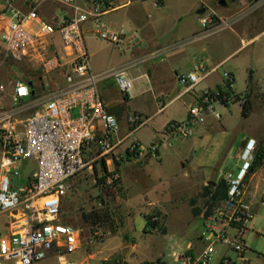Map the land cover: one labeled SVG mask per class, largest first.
<instances>
[{"label":"crops","instance_id":"crops-1","mask_svg":"<svg viewBox=\"0 0 264 264\" xmlns=\"http://www.w3.org/2000/svg\"><path fill=\"white\" fill-rule=\"evenodd\" d=\"M25 1H17L21 10H25ZM221 1L225 3L161 0V5L155 6L151 0H111L100 22L106 32L120 36L117 45L100 39L93 21L83 26L91 70L98 75L125 71L132 81L129 97L121 94L112 76L99 83L107 111L118 121L116 140L121 142L120 149L133 140L144 147L158 143L159 149L157 159L120 166L121 180L116 189L104 186L102 175L106 167L97 160L94 149L87 154L88 169L70 180L68 193L61 202V222L80 233V248L68 256L76 264H154L149 250L140 249L137 241L157 231L159 223L165 225L167 214L179 220L182 205L187 206L190 222L204 221L205 207L219 201H212L211 195L203 197L204 189L210 185L212 194L226 173L234 175L227 169L238 168L236 176L247 146L254 147L255 162L244 181L243 203L252 210L253 220L264 215V48L259 59L261 72L247 68V74L239 79L240 86L237 66L228 71L234 77L231 92L244 99L249 97L246 117L238 100L216 104L214 112L195 128L191 137L163 136L168 123L187 118L190 107L202 93L224 89L218 71L226 59L264 36L261 7L259 16L256 14L260 31L253 35L252 23L240 25L236 21V27L229 28L239 36L241 45L228 58L211 59L208 45L201 46L211 36H205L200 18L212 16L217 21L230 22L227 19H234L240 11L243 14L256 0H232L234 8H227ZM61 11L62 7L47 1L41 6L40 16L53 21ZM244 14L246 18L253 16L249 12ZM195 68L203 71L201 81L192 88L181 86L176 75ZM157 101L164 103L163 109L158 108ZM131 113L140 117L133 131L127 125ZM95 179H99V184H95ZM138 223L142 224L140 232L136 229ZM202 232L203 226L198 238ZM248 233L249 229L244 241ZM166 235L167 228L163 237ZM194 247L199 249V243ZM248 253L247 248V259Z\"/></svg>","mask_w":264,"mask_h":264},{"label":"built area","instance_id":"built-area-1","mask_svg":"<svg viewBox=\"0 0 264 264\" xmlns=\"http://www.w3.org/2000/svg\"><path fill=\"white\" fill-rule=\"evenodd\" d=\"M18 0H0V69L8 60L35 66L33 79H0V216L7 215L4 233L0 230V264H36L51 256L58 264H76L68 256L80 246V233L60 222L61 202L70 180L88 169L87 154L94 152L106 167L104 186L116 189L121 180L118 168L142 159L158 158V143L144 147L133 140L123 150L116 140L119 125L108 113L99 92V83L112 76L124 97H129L132 81L125 71L98 75L91 70L83 26L93 21L100 39L119 44L120 36L105 31L100 18L111 0H26L25 10ZM51 1L63 11L53 21L40 16L41 6ZM143 1V0H135ZM155 6L161 0H151ZM69 9L70 12L68 10ZM205 36L231 26L212 16L201 17ZM203 71L178 73L177 82L192 88ZM224 89L202 93L190 107L188 116L170 122L165 137H191L203 125L214 105L245 99L234 95V77L222 73ZM35 101H40L35 104ZM29 114L22 116L24 105ZM159 109L164 103L157 101ZM140 117L131 113L128 127L137 128ZM33 161L31 179L20 185L19 166ZM242 167L234 176L226 173V197L206 206L199 249L189 244L185 252L173 256L171 264H249L244 235L254 214L244 203L245 178L255 162L254 147H246ZM109 167L111 168L109 170ZM17 175L14 186L11 175ZM95 179V184H99ZM154 264H166L156 262Z\"/></svg>","mask_w":264,"mask_h":264},{"label":"rangeland","instance_id":"rangeland-1","mask_svg":"<svg viewBox=\"0 0 264 264\" xmlns=\"http://www.w3.org/2000/svg\"><path fill=\"white\" fill-rule=\"evenodd\" d=\"M227 8H234V3L232 0H225ZM148 3L145 4V6ZM261 7H264V0H256L252 2L246 10L238 12L234 19L230 20L231 26L236 27V21L240 25L244 23H252L254 28L253 35L257 34L260 29L257 27V21L262 10ZM251 13L252 17H245L244 13ZM258 16H257V15ZM256 15V16H255ZM256 19V20H255ZM259 26V25H258ZM207 51L209 56L213 60H223L228 58V56L235 51L240 45L241 41L237 34L233 32L231 28L224 29L214 35H211L210 40L206 44H202V47L207 46ZM264 48V36L258 40L254 45L243 46L237 53L226 59L223 66L219 69L218 73L222 76V73L225 71L234 70L236 67V75L238 77V86H240L239 79L242 76H245L247 73V68L257 70L261 72L259 59L263 54ZM3 58L0 52V60ZM264 73V71H262ZM37 75V69L34 66L28 65L24 66L22 64H16L12 60H8L7 63L0 69V79L3 81L11 80L14 77L20 76L26 80L33 79ZM263 100V99H262ZM40 101H35L37 104ZM32 104L24 105L25 111L22 116L25 117L29 114L27 109L31 107ZM20 174V185H25L32 177L34 171V162L28 161L20 165L19 168ZM232 170L234 175L237 173L238 168L236 169H227V171ZM206 208V207H205ZM206 210V209H205ZM181 216L179 220L173 214H167L165 219V225L163 222L157 225V231H152L151 234L146 236L144 239L138 240L139 248H147L149 250L150 259L153 262H158V260L165 263H172L173 254H181L185 251L186 245L188 243L198 244V235L203 226V221L199 219H194L193 222H190V216L187 209V206L182 205ZM7 221V215L0 216V230L4 233L5 222ZM61 222V220H60ZM142 224L138 223L136 229L138 232L141 231ZM165 226L167 228V235L163 237ZM96 228H94L95 230ZM249 233L245 236V245L249 249L248 259L250 260L249 264H264V215L256 216L252 222L248 224ZM13 264V263H6ZM36 264H58L56 258H50L48 260L36 263Z\"/></svg>","mask_w":264,"mask_h":264},{"label":"trees","instance_id":"trees-1","mask_svg":"<svg viewBox=\"0 0 264 264\" xmlns=\"http://www.w3.org/2000/svg\"><path fill=\"white\" fill-rule=\"evenodd\" d=\"M238 98V97H237ZM250 110V101L249 97L245 98L244 103H242V114L243 116H247ZM253 169V168H252ZM226 192H227V187L224 181H220L215 189V191L211 194V186L209 185L206 187L203 191L202 196L203 197H208L211 195V200L216 201V200H222L226 197ZM199 210H195V213H198Z\"/></svg>","mask_w":264,"mask_h":264},{"label":"water","instance_id":"water-1","mask_svg":"<svg viewBox=\"0 0 264 264\" xmlns=\"http://www.w3.org/2000/svg\"><path fill=\"white\" fill-rule=\"evenodd\" d=\"M222 4H225L224 1H221ZM11 178H12V182H13V185L15 186L17 184V175L16 174H12L11 175Z\"/></svg>","mask_w":264,"mask_h":264}]
</instances>
